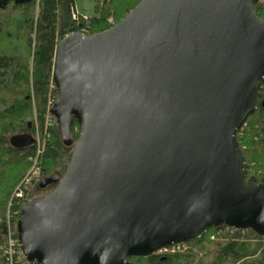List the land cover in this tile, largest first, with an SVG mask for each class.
Listing matches in <instances>:
<instances>
[{
  "label": "water",
  "instance_id": "obj_1",
  "mask_svg": "<svg viewBox=\"0 0 264 264\" xmlns=\"http://www.w3.org/2000/svg\"><path fill=\"white\" fill-rule=\"evenodd\" d=\"M257 1L139 0L109 28L59 41L50 114L73 150L62 178L38 182L55 188L22 206L27 259L131 264L208 226L264 235V184L245 179L235 141L264 82Z\"/></svg>",
  "mask_w": 264,
  "mask_h": 264
},
{
  "label": "trees",
  "instance_id": "obj_2",
  "mask_svg": "<svg viewBox=\"0 0 264 264\" xmlns=\"http://www.w3.org/2000/svg\"><path fill=\"white\" fill-rule=\"evenodd\" d=\"M139 0H102L94 6L89 34L109 28L107 18L112 16L115 23L133 8ZM74 0H32L15 3L8 0L0 8V244L3 236V222L7 203L13 188L23 177L29 166L28 156L34 145L24 148L11 146L9 137L17 133L36 131L44 133V119L56 100L57 88L53 79L55 49L66 35L79 31V22L70 15ZM255 11L264 19V0H258ZM53 85L51 88L50 86ZM264 82L258 90L254 110L247 116L237 131L235 141L245 159V179L264 184ZM49 128L51 135L42 147L39 156L41 178H62L73 150V143L65 144L60 136L55 118ZM46 131V130H45ZM70 133L75 142L80 133V124L72 117ZM60 166V171L55 166ZM56 186L51 183L36 191H29V198L21 205H14L17 213L12 226L18 237V221L23 204L37 196L50 193ZM36 189H39L38 183ZM226 225L208 226L207 232L187 241L188 248L175 253L131 255V264H264V235L250 228L235 229L233 236L224 231L214 238L217 228ZM0 249V264H4Z\"/></svg>",
  "mask_w": 264,
  "mask_h": 264
},
{
  "label": "built area",
  "instance_id": "obj_3",
  "mask_svg": "<svg viewBox=\"0 0 264 264\" xmlns=\"http://www.w3.org/2000/svg\"><path fill=\"white\" fill-rule=\"evenodd\" d=\"M70 15L73 20L79 22L80 24L79 32L82 34H89L92 16H86L84 14H81L80 12H77L74 6H71L70 8ZM107 22L109 25L115 24V20L112 16H109L107 18ZM53 101H55L54 98L50 97L48 100V104L51 105ZM34 146L35 147L33 153L28 156V159L34 162V165L32 166V169L29 171V173L25 175L24 178L21 180V182L15 187L7 203V210L3 222L4 239L0 244V249L5 259L4 264H37L35 261H31L27 259L26 256L23 254L20 247L19 239L17 237V233L13 228L11 221L14 215L17 213V210H13V206L15 204L19 206L24 202L26 198L25 185L29 180L33 179L34 175L37 174L38 172L37 162L42 152V147H40L39 145V138L38 139L35 138ZM235 229L236 228L234 227L226 225L224 229L221 227L217 228L216 234H219L222 231H229L230 234L235 236L236 234ZM201 232L206 233L207 229L204 228ZM214 236L215 235L213 234L211 238H214ZM186 248H187L186 241H180L160 247L156 251L159 253H175V252L184 251Z\"/></svg>",
  "mask_w": 264,
  "mask_h": 264
},
{
  "label": "rangeland",
  "instance_id": "obj_4",
  "mask_svg": "<svg viewBox=\"0 0 264 264\" xmlns=\"http://www.w3.org/2000/svg\"><path fill=\"white\" fill-rule=\"evenodd\" d=\"M98 1H100V3L102 2V0H74V3L71 5L75 7L77 12H80L81 14H84L86 16H93L94 15V6ZM50 87L52 88V85ZM53 120L54 119L50 116V114L47 113L45 116V119H44V133L41 134V132L37 130L35 135H34L35 138H37V139L39 138L40 147H44L45 142H47L49 140V137L51 135L49 128L52 126ZM27 160L29 162V166L25 170L23 177L20 179L18 184L21 182V180L24 178V176L29 173V171L32 169V166L34 165V162L30 161L29 159H27ZM39 163L40 162H39V158H38V162H37V168H38L37 171L38 172H37V174L34 175V178L29 180L27 182V184L25 185V190H26V198L25 199L29 198V191H33V192L36 191V193H38V195H39L40 187H39V189H36V187H35L36 184L39 182V180L42 179L41 178V166L39 165ZM60 169L61 168L59 165L55 166L56 171H60ZM15 187L13 188V191H14ZM13 191L11 192V195H12ZM37 197H39V196H37ZM222 232H224V231H222ZM222 232H220V233H222ZM214 235L216 236L218 234H216V232H215ZM3 236H4V234H3ZM186 243H187V241H186ZM187 248H188V244H187Z\"/></svg>",
  "mask_w": 264,
  "mask_h": 264
}]
</instances>
